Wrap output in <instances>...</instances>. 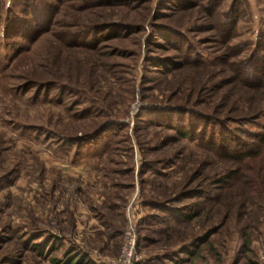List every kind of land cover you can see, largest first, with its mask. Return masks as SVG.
Here are the masks:
<instances>
[{"label": "rangeland", "instance_id": "1", "mask_svg": "<svg viewBox=\"0 0 264 264\" xmlns=\"http://www.w3.org/2000/svg\"><path fill=\"white\" fill-rule=\"evenodd\" d=\"M261 125L264 0H0V264H258Z\"/></svg>", "mask_w": 264, "mask_h": 264}, {"label": "built area", "instance_id": "2", "mask_svg": "<svg viewBox=\"0 0 264 264\" xmlns=\"http://www.w3.org/2000/svg\"><path fill=\"white\" fill-rule=\"evenodd\" d=\"M127 226L123 235L122 245L117 258L112 260L110 264H133L136 260L135 258V228L132 222V214L129 212L127 214ZM258 264H264V252L258 257Z\"/></svg>", "mask_w": 264, "mask_h": 264}, {"label": "trees", "instance_id": "3", "mask_svg": "<svg viewBox=\"0 0 264 264\" xmlns=\"http://www.w3.org/2000/svg\"><path fill=\"white\" fill-rule=\"evenodd\" d=\"M13 19H14V21H13ZM11 18L10 19V21H9V23H8V25H7V27H6V35H11V32H14L15 30V26L17 25V22L15 21V17L14 18ZM45 22H46V20H45ZM48 24L46 23V26H47ZM16 32V31H15ZM213 135H215V132L214 131H212V136L210 135L209 137H214ZM250 139H253V140H257L258 141V143H261V144H263L264 143V125H261V127H260V132L259 133H256V134H254V135H252V136H250ZM212 141V140H211ZM260 144V145H261ZM219 145V144H218ZM217 145V146H218ZM237 145V144H236ZM238 146V145H237ZM258 151L260 150V146H258ZM255 153H256V150H255ZM245 155H247V152L246 153H244Z\"/></svg>", "mask_w": 264, "mask_h": 264}]
</instances>
